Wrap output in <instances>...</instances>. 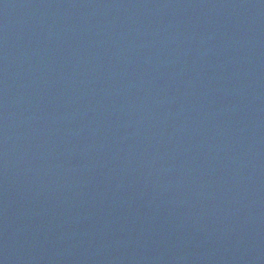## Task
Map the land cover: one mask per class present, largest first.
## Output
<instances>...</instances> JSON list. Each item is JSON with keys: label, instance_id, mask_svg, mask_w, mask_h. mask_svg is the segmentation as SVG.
<instances>
[{"label": "water", "instance_id": "obj_1", "mask_svg": "<svg viewBox=\"0 0 264 264\" xmlns=\"http://www.w3.org/2000/svg\"><path fill=\"white\" fill-rule=\"evenodd\" d=\"M0 264H264V0H0Z\"/></svg>", "mask_w": 264, "mask_h": 264}]
</instances>
